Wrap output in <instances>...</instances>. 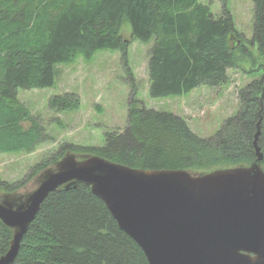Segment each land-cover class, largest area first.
Wrapping results in <instances>:
<instances>
[{"label":"trees","instance_id":"obj_1","mask_svg":"<svg viewBox=\"0 0 264 264\" xmlns=\"http://www.w3.org/2000/svg\"><path fill=\"white\" fill-rule=\"evenodd\" d=\"M252 1L250 43L262 58L257 66L262 74L238 90L237 113L225 119L215 135L200 137L183 117L145 107L135 98L132 85L122 132H108L102 146L64 143L23 180L0 179V192L22 189L66 152L97 155L141 169L208 172L249 165L256 159L258 129L264 170V0ZM125 19L133 38L148 41L154 37L148 59L152 97L189 93L198 85L219 86L238 57L251 59L258 70L254 54L242 43L238 45L234 20L225 7L215 17L199 0H0V147L19 141L31 148L38 142V131L21 133L17 127L25 114L18 89L52 86L59 63L78 55L89 57L98 49H120L134 84L126 59L128 42L120 34ZM49 107L77 109L79 99L72 94L55 96ZM12 235L13 230L0 220V256L8 250ZM13 264L149 263L104 202L90 186L79 183L45 198L21 239Z\"/></svg>","mask_w":264,"mask_h":264},{"label":"water","instance_id":"obj_2","mask_svg":"<svg viewBox=\"0 0 264 264\" xmlns=\"http://www.w3.org/2000/svg\"><path fill=\"white\" fill-rule=\"evenodd\" d=\"M249 165L194 172L141 169L67 152L27 193L0 195V220L13 230L0 264H13L23 235L54 191L90 186L149 264H264V170L257 145Z\"/></svg>","mask_w":264,"mask_h":264},{"label":"rangeland","instance_id":"obj_3","mask_svg":"<svg viewBox=\"0 0 264 264\" xmlns=\"http://www.w3.org/2000/svg\"><path fill=\"white\" fill-rule=\"evenodd\" d=\"M199 1L208 5L215 17L222 14L224 7L230 12L238 32V45L242 43L254 54L257 67L262 58L258 57L256 46L250 43L253 36V1ZM120 34L128 42L126 59L134 84L126 73L122 51L104 48L95 50L89 57L78 55L69 62L57 64L54 84L50 87L18 89L17 97L25 114L20 116L17 127L21 133L35 129L39 138L31 148L19 141L1 145L0 179L9 183L23 180L38 164L53 157L64 143L104 145L108 132H122L127 126L132 85L136 87L135 98L145 107L183 117L200 137L213 136L225 119L237 113L238 90L262 74L260 68L254 69L251 59L238 57L236 65L228 68L226 81L219 86L198 85L189 93L152 97L149 93L148 59L154 37L148 41L133 38L127 19L122 23ZM64 94L77 97L79 107L68 111L51 109L49 101ZM40 172L17 192L33 190L34 180Z\"/></svg>","mask_w":264,"mask_h":264}]
</instances>
